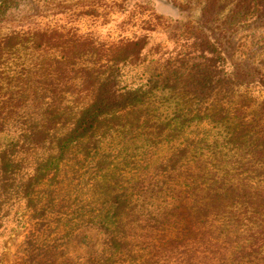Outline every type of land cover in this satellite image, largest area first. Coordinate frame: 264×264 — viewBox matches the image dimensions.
<instances>
[{
    "label": "trees",
    "instance_id": "trees-1",
    "mask_svg": "<svg viewBox=\"0 0 264 264\" xmlns=\"http://www.w3.org/2000/svg\"><path fill=\"white\" fill-rule=\"evenodd\" d=\"M20 2L0 0V227L30 210L24 264H70L56 254L94 226L102 248L86 264H264V121L241 90L264 89L260 69L230 70L189 24L171 49L150 45L153 11L144 32L106 41L74 22L115 1L33 0L14 24ZM39 3L65 22L38 21Z\"/></svg>",
    "mask_w": 264,
    "mask_h": 264
},
{
    "label": "rangeland",
    "instance_id": "rangeland-1",
    "mask_svg": "<svg viewBox=\"0 0 264 264\" xmlns=\"http://www.w3.org/2000/svg\"><path fill=\"white\" fill-rule=\"evenodd\" d=\"M109 1L116 3L110 6V12L105 19L83 17L74 22L79 33L91 32L101 40L115 41L120 37L144 32L140 21L148 19L149 13L153 11L159 18L154 21L155 28L148 31L150 45L171 49L176 44L172 39L174 25L189 24L202 30L218 44L230 70L245 71L248 67H256L264 75V0L259 1L258 14L245 22L240 21L236 12H242L251 6L250 0H131L127 11H120L118 7L124 0ZM32 5L33 0H21L19 7L11 10L14 21L12 23L15 24L20 18L26 17L31 12ZM35 8L42 10L44 15L37 17L38 21L55 22L58 21L56 18H59L60 23L65 22L61 16L54 17L46 13L47 6L41 3ZM206 8L214 11L211 20L204 18ZM9 30L8 25L3 26L0 28V35ZM242 89L247 91L253 102L245 111L247 117L264 121L263 87L257 82H250L241 86ZM84 190H81L80 195ZM33 223L30 210L22 203L17 206L16 215L12 214L5 219L0 227V264H24L25 242L32 237ZM46 233L52 236L56 232L48 229L47 232L44 231V234ZM167 233L173 234L171 231ZM43 236H39L38 240L41 241ZM103 238V231L98 227H80L69 237L66 245L61 247L62 254H56L55 261L86 264L89 257L101 250ZM33 251L37 261L38 250Z\"/></svg>",
    "mask_w": 264,
    "mask_h": 264
}]
</instances>
